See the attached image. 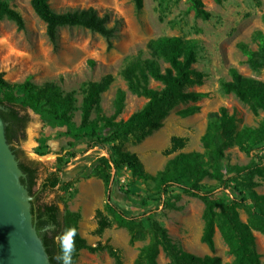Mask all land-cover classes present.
<instances>
[{"label":"rangeland","instance_id":"obj_1","mask_svg":"<svg viewBox=\"0 0 264 264\" xmlns=\"http://www.w3.org/2000/svg\"><path fill=\"white\" fill-rule=\"evenodd\" d=\"M4 1L21 14L24 26L19 29L12 20L0 17L2 78L11 83H21L26 79L36 84L54 81L60 92L73 96L69 118L57 116L40 105L27 108L30 120L25 138L18 146L28 157L41 163L34 191L38 193L41 182L49 173L60 176L64 169L72 176L70 188L58 186L43 193L42 198L58 201L61 209L78 212L81 236L90 246L101 245L96 250L81 249L74 264H135L148 238L132 241L128 230L119 226L105 211V185L95 174L93 165L98 156L106 154V149L90 148L75 157L67 153L70 143L89 138L90 127H81L87 85L107 75L112 77L109 87L100 94V110L95 106L91 108V121L100 115L115 120L126 119L147 100L128 88L122 75L128 61L138 55L149 56L147 44L153 38L183 36L195 41L194 67L204 74V81L188 89L202 91L206 95L196 102L177 105L164 117L159 128L140 138L129 137L120 142L124 149L137 154L148 173L156 174L179 153L203 151L201 136L206 130L210 111L220 106L227 107L235 114L239 127L256 125L264 116V112H253L248 104L222 88V83L231 78L232 69L264 81V68L253 70L239 46L245 43L256 48L254 32L259 29L264 33V0H201L207 15L197 14L190 0H143L141 8H137L133 0H48L56 12L87 7L96 8L100 14L109 12L107 25L115 26L114 34L109 38L83 26H61L57 29L56 45L48 38L46 24L34 12L31 0ZM150 86L160 87L161 83L151 80ZM12 96L21 100L26 94L20 90L0 88V99ZM191 104L199 105L196 113L187 117L177 114L179 109ZM99 131L106 132L105 129ZM174 138L177 141L173 145ZM250 158L237 146L228 148L222 161L225 175L233 172V165H244ZM118 177L123 188L137 187L136 191L147 201L146 214L164 225L172 239L185 250L200 256L217 255L222 264L232 260L217 229L213 252L201 242L204 204L199 198L175 189L163 204L153 181H141L126 167L118 171ZM253 180L258 182L254 189L264 193V178L254 176ZM237 181L238 187L248 195L244 178ZM202 183L214 191L215 197L225 201L235 195L240 196L238 191L222 190L215 180L208 177ZM99 209L112 221L102 232L97 231L96 213ZM240 217L244 221L247 219L243 209H240ZM254 235L256 249L264 263V234L255 230ZM158 263L169 264L163 252L158 256Z\"/></svg>","mask_w":264,"mask_h":264},{"label":"trees","instance_id":"obj_2","mask_svg":"<svg viewBox=\"0 0 264 264\" xmlns=\"http://www.w3.org/2000/svg\"><path fill=\"white\" fill-rule=\"evenodd\" d=\"M137 8L143 6V0H133ZM197 14L207 15L201 0H190ZM34 12L45 22L46 33L53 45L57 42V29L61 26L79 25L96 31L109 38L115 32V26H108L110 13L100 14L94 7L75 8L56 12L48 0H31ZM0 17H6L16 23L19 29L24 26L21 14L9 4L0 0ZM264 18V16H263ZM117 22V19H115ZM256 48L241 43L240 49L246 57L247 64L253 69L264 68V33L256 30L253 34ZM149 56H135L128 61L122 75L128 88L147 100L144 105L130 114L126 119L115 120L100 115L90 120L92 106L100 110V94L112 82L107 75L100 81L89 82L83 104L82 128L90 127L88 139H79L70 143L67 151L70 157L84 154L90 148L106 149L94 161V171L104 182L106 189L105 211L113 220L126 228L132 241L148 238L135 260V264H159L161 252L169 259V264H222L217 255L200 256L185 250L170 236L167 228L152 215L146 214V199L136 191L135 185L125 189L120 185L118 171L126 167L132 175L141 181H153L155 191L166 204V197L175 189L181 193L199 198L204 209V221L200 240L212 252L215 250L214 234L216 229L228 247L232 260L227 264H264L256 249L254 231L264 234V193L254 188L258 182L254 176L264 178V116L256 125L237 124L236 116L227 107L220 106L210 111L207 116L206 130L201 136L203 151L182 152L170 159L164 168L156 174H150L136 153L124 149L120 142L129 138H140L161 126L162 120L181 103L196 102L206 93L188 89L200 85L204 74L194 67L196 62L195 41L183 36H160L151 39L148 44ZM92 62V61H91ZM151 80L161 83L160 87L150 86ZM54 81L36 84L30 79L21 83H11L0 74V88L20 90L26 94L21 100L12 97L0 99V117L5 122L7 142L18 161L24 176L21 183L33 196L31 213L38 236L41 238L49 256L50 264H60L54 257L59 248L53 237L65 229H77L76 253L83 248L96 250L101 245L90 246L79 233L80 214L67 208L61 209L56 200L45 201L42 194L60 186L70 188L73 178L64 169L61 175L49 173L41 182L40 190L34 191L40 177V161L28 157L22 149H17L19 142L25 138V129L29 122L27 108L37 105L47 107L50 112L69 118L72 109L71 93L59 91ZM225 92L233 93L240 101L249 105L255 113L264 112V81L254 76L245 75L232 69L231 78L222 83ZM199 110V105L191 104L177 111L181 117H187ZM99 129H105L100 133ZM177 139L174 138L173 145ZM176 146V145H175ZM237 146L251 158L244 165H233V172L225 175L222 161L228 148ZM210 178L217 182L222 190L238 191L240 196H233L229 201L214 196L212 189L204 187L202 180ZM244 178L248 195L238 187V178ZM243 181V179H240ZM242 184V183H241ZM62 200V199H61ZM240 209L247 214L244 221ZM103 210H97L98 232H102L112 223Z\"/></svg>","mask_w":264,"mask_h":264},{"label":"water","instance_id":"obj_3","mask_svg":"<svg viewBox=\"0 0 264 264\" xmlns=\"http://www.w3.org/2000/svg\"><path fill=\"white\" fill-rule=\"evenodd\" d=\"M23 176L0 117V264H50L33 223V197L21 183Z\"/></svg>","mask_w":264,"mask_h":264},{"label":"clouds","instance_id":"obj_4","mask_svg":"<svg viewBox=\"0 0 264 264\" xmlns=\"http://www.w3.org/2000/svg\"><path fill=\"white\" fill-rule=\"evenodd\" d=\"M77 229L70 227L65 229L61 234L53 237L54 242L59 248L58 254L54 257L60 264H74L73 257L76 253Z\"/></svg>","mask_w":264,"mask_h":264},{"label":"flooded vegetation","instance_id":"obj_5","mask_svg":"<svg viewBox=\"0 0 264 264\" xmlns=\"http://www.w3.org/2000/svg\"><path fill=\"white\" fill-rule=\"evenodd\" d=\"M0 110H1V107H0ZM16 148H17V149H19L20 147H19V146H17Z\"/></svg>","mask_w":264,"mask_h":264}]
</instances>
